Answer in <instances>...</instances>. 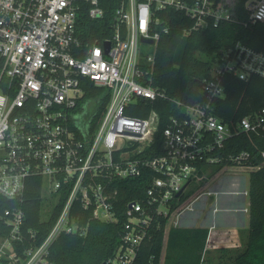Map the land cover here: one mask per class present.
Here are the masks:
<instances>
[{"label": "built area", "instance_id": "built-area-1", "mask_svg": "<svg viewBox=\"0 0 264 264\" xmlns=\"http://www.w3.org/2000/svg\"><path fill=\"white\" fill-rule=\"evenodd\" d=\"M237 4L238 0H121L103 31L107 34L100 37L95 35L99 22L107 16L102 0H0V194L15 202L1 215L9 233L0 236V264H56L51 259L55 241L87 232L79 210L90 211L95 220L119 222L125 180L142 179L146 197L127 201L121 242L106 264H135L152 230L161 228L160 218L169 222L173 214L193 210L200 198L249 196V190H210L171 211L175 199L193 187H206L212 166L224 159L213 152H220L229 138L242 132L264 137V106L231 124L215 113L226 97L228 76L243 81L264 78V51L241 41L222 47L202 80L203 102L186 104L155 84L158 44L170 29L161 11L174 9L189 18L192 25L186 35L224 23L264 24V0H246L247 20L238 17ZM141 44L153 47L152 53H143ZM88 82L108 93L109 101L98 120L99 109L86 123L78 114L90 99H101L86 98ZM140 100H169L181 110L161 132L160 155H153L159 113H127ZM227 159L233 165L221 170L238 166L252 172L264 165V150H243ZM32 178L42 179V196L53 208L66 196L40 244L34 241V230L24 231L23 202ZM215 227H210L208 240ZM147 264H163L162 255L151 256Z\"/></svg>", "mask_w": 264, "mask_h": 264}, {"label": "trees", "instance_id": "trees-1", "mask_svg": "<svg viewBox=\"0 0 264 264\" xmlns=\"http://www.w3.org/2000/svg\"><path fill=\"white\" fill-rule=\"evenodd\" d=\"M121 0H102L106 8L107 16L99 22L101 28L96 36L103 37L105 29L119 6ZM246 0H238V17L247 20L248 12L244 8ZM160 15L169 24V32L161 35L157 49V68L155 84L164 88L170 98L181 100L186 104H195L206 100L202 80L209 76L211 60L224 46L241 41L256 50L264 51V24L248 23L247 25L235 22L224 23L217 28L205 31L185 34V29L192 22L183 13L174 9L161 11ZM87 20V18H85ZM101 26V27H100ZM85 37V29H82ZM226 97L221 99L216 106L215 113L225 122L231 124L255 110L264 106V78L252 76L243 81L234 76H228L225 80ZM86 98H101L98 103V120L107 106L109 94L102 88L95 87L91 82L85 85ZM152 110L160 115V127L153 144L154 156L163 152L161 132L165 129L172 116H180L181 110L175 103L169 100H157L150 102L140 100L137 107L128 110L127 113L134 117H147ZM249 150L252 153L264 150V137L256 132L239 133L229 138L220 152L224 159L221 164L213 167L209 178L219 172L226 165H233L227 157L232 153ZM257 156L255 162H261ZM121 187V212L117 223H106L95 220L90 211L79 210L82 222L87 225L84 236L67 234L60 236L52 246L51 259L56 264H103L111 257L121 242L123 222L126 219L123 212L127 201L146 197V183L142 179L125 180ZM199 188V186H196ZM195 190V189H193ZM192 189L186 194L175 199L171 211L175 210L192 194ZM250 227L249 237L245 247L235 257V264H264V165L259 170L250 173ZM66 196L55 206L48 217L43 215L44 198L42 196V179L32 178L26 191L23 206L27 218L24 231L36 232L37 244H40L55 223ZM15 205L0 194V236L9 233V227L1 219L5 210ZM161 228L152 230V238L145 242L135 264H147L150 257L155 255L158 259L163 254L166 241L167 217H161ZM209 228H180L171 227L167 233V246L165 264H204L209 263L204 258L209 238ZM33 241V240H32ZM29 244L27 240L26 245ZM206 261V262H205Z\"/></svg>", "mask_w": 264, "mask_h": 264}, {"label": "rangeland", "instance_id": "rangeland-1", "mask_svg": "<svg viewBox=\"0 0 264 264\" xmlns=\"http://www.w3.org/2000/svg\"><path fill=\"white\" fill-rule=\"evenodd\" d=\"M141 49L143 53H152L153 47H150L148 44H141ZM98 111V104L94 99H90L87 104L85 105V108L78 114L81 120H84L86 123H89V116L94 115L95 112ZM252 168L250 167H230L229 169L220 170L216 174H214L212 177H210V180H208L207 185L205 188H192V194L189 197V201L197 198L200 194H203L210 190H222L225 192H234V191H244L249 190L250 186V172ZM195 189V190H193ZM250 194V192H249ZM241 197V196H240ZM243 197V196H242ZM216 196H207L204 198H200L199 200L194 203V206L197 207V204L204 199L208 202V207L213 205V208L216 206L218 207V202L216 200ZM219 205L220 206H236L240 205L242 202L240 199L234 196V194H223L219 196ZM246 199V205L248 206L250 195L245 196ZM217 204V205H216ZM53 210V203L50 202V199L48 197L44 198V205H43V216L46 218ZM189 211L183 213L182 215H179L177 217L176 214H173L168 222V226L166 229V241L165 246L162 254V260L163 264H165V257H166V246H167V239H168V231L171 227L179 225L180 228H186L187 223L184 220V216L188 214ZM183 216V217H182ZM228 218V217H227ZM203 217L196 218L195 220H192L193 224L200 225L203 222ZM223 221L227 224L224 225V228H218L216 235L213 236L212 240H208L207 246H206V252H204V258L209 263L206 262L204 264H235V257L236 255L242 251L245 247V244L249 237V228H240L239 230L232 231L231 229H228L230 225V220L223 219ZM176 222H178L177 225ZM221 229V230H220ZM237 233V234H236ZM239 239V241L234 242L233 236L234 235ZM239 237V238H238Z\"/></svg>", "mask_w": 264, "mask_h": 264}, {"label": "crops", "instance_id": "crops-1", "mask_svg": "<svg viewBox=\"0 0 264 264\" xmlns=\"http://www.w3.org/2000/svg\"><path fill=\"white\" fill-rule=\"evenodd\" d=\"M235 195L238 199H240L242 201L240 203V205L220 206L219 205L220 198H218L217 202H218L219 210L217 212L214 211L215 208H213V205H212V207L211 206L208 207V202L206 199H204L203 201H201L197 204V207L194 206V209L189 211L188 214L183 215L184 220L187 223H189V224H186L183 226H186V228H209L210 229V227L212 225H215L216 226L215 229L211 232V236H215L218 228L222 229L225 227L224 225H227L224 221H223L224 224H222V220L225 218V219L230 220V222H229L230 225L227 228L231 229L233 232L234 231L237 232V230H239L240 228H247L248 229L250 227V200H249V204L247 206L246 202H245L246 201V199H245L246 195L234 194V196ZM245 208H248V210H244ZM201 216L203 217V219H202L203 222L200 225L197 226V224L192 223V220H195L196 218H199ZM175 227H179V225H177ZM235 235L233 236V239L235 238L234 242H236V241L238 242L239 239H237V237ZM211 240L212 239H210V241Z\"/></svg>", "mask_w": 264, "mask_h": 264}, {"label": "water", "instance_id": "water-1", "mask_svg": "<svg viewBox=\"0 0 264 264\" xmlns=\"http://www.w3.org/2000/svg\"><path fill=\"white\" fill-rule=\"evenodd\" d=\"M143 41H144V42H149V43H152V42H153L152 40L145 39V38H143ZM107 46L110 47L109 44H107ZM180 194H181V193H179V195H180ZM103 264H106V263H103Z\"/></svg>", "mask_w": 264, "mask_h": 264}, {"label": "bare ground", "instance_id": "bare-ground-1", "mask_svg": "<svg viewBox=\"0 0 264 264\" xmlns=\"http://www.w3.org/2000/svg\"><path fill=\"white\" fill-rule=\"evenodd\" d=\"M212 237H213V236H211L210 239H212ZM210 239H209V240H210Z\"/></svg>", "mask_w": 264, "mask_h": 264}]
</instances>
